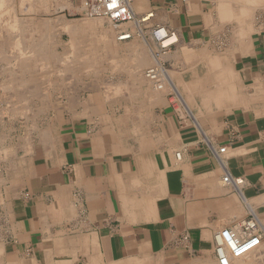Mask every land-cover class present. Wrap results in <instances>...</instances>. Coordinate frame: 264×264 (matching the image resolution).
Segmentation results:
<instances>
[{
  "label": "crops",
  "instance_id": "1",
  "mask_svg": "<svg viewBox=\"0 0 264 264\" xmlns=\"http://www.w3.org/2000/svg\"><path fill=\"white\" fill-rule=\"evenodd\" d=\"M51 2L21 0L26 19L15 5L0 15V57L3 46H17L5 56L1 87L23 101L40 93L38 111L53 110L28 130L30 139L0 149V262L264 264V0H138L136 15L150 13L141 35L128 24L91 31L86 48L95 64L86 65H102V77L86 66L85 77L72 73L68 81L58 69L80 65L78 49L63 63L60 41L51 39L59 36L55 28L67 33L70 20L36 13L81 8L79 0ZM16 19L18 32L8 28ZM156 27L174 36L164 58L154 53ZM124 28L131 34L125 41L117 39ZM40 36L54 61L40 45L26 58ZM157 65L169 76L159 92L143 78ZM66 82L72 88L64 90ZM225 174L241 182L225 183ZM245 221H254L260 236L220 262L215 236Z\"/></svg>",
  "mask_w": 264,
  "mask_h": 264
},
{
  "label": "bare ground",
  "instance_id": "2",
  "mask_svg": "<svg viewBox=\"0 0 264 264\" xmlns=\"http://www.w3.org/2000/svg\"><path fill=\"white\" fill-rule=\"evenodd\" d=\"M28 1V0H27ZM36 1V0H35ZM41 1H44V0H41ZM138 1V0H137ZM137 1H135V2H137ZM259 1V0H258ZM21 2V1H20ZM134 2V3H135ZM218 2V1H217ZM257 2V1H256ZM134 3H132V10L134 11V8H133V5H134ZM224 3V2H223ZM24 4H26V2L24 3ZM66 4V3H65ZM216 4H218V3H216ZM220 4V3H219ZM245 4V3H244ZM257 4H258V2H257ZM13 5V6H12ZM22 5V4H21ZM20 5V6H21ZM30 5V4H29ZM28 5V6H29ZM221 5V4H220ZM223 5V4H222ZM26 6V5H25ZM53 6V5H52ZM60 6V5H59ZM64 6V5H63ZM79 6H80V8H82V2L79 0ZM219 6V5H218ZM218 6H217V8H218ZM225 6V5H224ZM22 7V6H21ZM55 7V6H54ZM61 7L62 6H60L59 8L61 9ZM65 7V6H64ZM30 8H32V7H30ZM38 8V7H37ZM56 8V7H55ZM70 8V7H69ZM73 8V7H72ZM220 9H219V11L218 12H220V10H222V8H223V6H222V8L221 7H219ZM227 8H228V6H227ZM226 7L224 8L225 10H227L228 11V9H230V8H228L227 9ZM262 8V7H261ZM13 9H14V0L13 1H11V0H0V15L1 14H5V13H9L11 10L13 11ZM28 9V8H27ZM43 10V9H42ZM75 10V9H74ZM79 10V9H78ZM246 10V9H245ZM245 10H244V12H245ZM226 11V13L228 14L229 13V11L227 12ZM241 11V10H240ZM248 11V10H247ZM259 11V10H258ZM27 12V11H26ZM217 12V14H219ZM223 12V11H222ZM222 12H221V14H222ZM134 13H135V11H134ZM11 14V13H10ZM27 14V13H26ZM34 14V13H33ZM32 14V15H33ZM229 14H231V13H229ZM29 15V14H28ZM147 15V18L145 19V21H147L148 19H149V17H150V13L149 14H146ZM35 16V15H34ZM38 16V15H37ZM217 16V15H216ZM228 16V15H227ZM231 16H232V14H231ZM242 16V15H241ZM10 17V16H9ZM21 17V16H20ZM30 17H31V15H30ZM140 17H143V16H140ZM223 17H224V15H223ZM230 17V16H229ZM13 18H16L15 16L13 17ZM25 18V17H24ZM219 18H221V16L219 17ZM235 18H237V17H235ZM7 19V18H6ZM10 19V18H9ZM26 19V18H25ZM44 19V18H43ZM59 19V18H58ZM227 19V18H226ZM1 20V19H0ZM17 20V19H16ZM36 20V19H35ZM222 20H223V18H222ZM3 21H5V20H3ZM2 21V22H3ZM14 21V20H13ZM12 21V22H13ZM104 21L105 22H107V24H109L111 27H109V28H105L104 27ZM145 21H143V22H145ZM63 22V21H62ZM61 22V23H62ZM143 22H137L136 20H131V21H128V22H125V23H121V24H128V25H133V29H135L139 34L140 33H142V31H141V23H143ZM35 23V22H34ZM54 23V22H53ZM59 23V22H58ZM5 24V23H4ZM25 24V23H24ZM52 24V23H51ZM64 24V31H67V33H68V45H69V47H72V50H70V51H68V52H73V50L75 49V47H76V49H78L77 50V52H78V54H77V56H78V62L79 61H83L84 63H85V65L86 64H88V63H91L92 64V62L94 63V59H95V57L93 56V52L91 53L90 52V49H87L86 48V44L88 43V41L90 42V38H88V37H86V35L88 34L89 35V33L92 31H94V30H97V29H99V30H102V29H106V30H112L113 31V28H114V26H117V25H115L114 23H112L108 18H106V17H104V16H86V17H84V18H82V19H79V20H70V21H68V22H65V23H63ZM62 24V25H63ZM121 24H119V25H121ZM8 25H10V27L8 26V28H11V29H13L14 31L15 30H17V32L19 31V29L21 30L22 29V27H21V25L19 24V22H18V20L17 21H14L12 24H9L8 23ZM7 26V25H6ZM28 26H29V28H31V29H33V27H34V25H33V23H31L30 25L28 24ZM36 26H37V24H36ZM46 25H44V27H45ZM52 27V26H51ZM54 27H56L55 25H54ZM54 27H53V29H54ZM122 27H123V25H122ZM25 28V27H24ZM121 28V27H120ZM161 29L159 30V32H158V35L160 36V38H158L159 40L158 41H156L153 37H151V40H152V42L154 43V45H155V48L154 49H156V52H159L158 54L156 53V52H154V53H156V55H157V58L158 57H162V58H164V57H166L165 56V54H166V52L165 51H163L162 52V50H160L159 49V46H166V47H168L169 45H170V43L174 40V36L173 35H171V36H166V33H165V29L163 28V27H160ZM10 29V30H11ZM26 29V28H25ZM125 29L126 28H124V31L122 32V33H119L118 35H117V39H119V40H124L125 41V39H127L128 40V38L130 37V32L129 31H125ZM27 30V29H26ZM47 30V29H46ZM98 30V31H99ZM129 30H131V29H129ZM33 31V30H32ZM26 32V31H25ZM36 32V31H35ZM40 32V31H39ZM50 32V31H49ZM96 32V31H95ZM101 32V31H100ZM222 32V31H221ZM16 33V32H15ZM47 33V32H46ZM58 33V32H57ZM94 33V32H93ZM132 33V32H131ZM144 33V32H143ZM1 34V33H0ZM11 34H13V33H11ZM18 34V33H17ZM33 34V33H32ZM42 34V33H41ZM50 34V33H49ZM56 34V33H55ZM105 34V33H104ZM133 34V33H132ZM23 35V34H22ZM43 35H45V34H43ZM43 35H42V37H43ZM107 35V34H106ZM141 35V34H140ZM19 36V35H18ZM29 36V35H28ZM102 36V35H101ZM138 36V35H137ZM34 37V36H33ZM41 36L40 37H36V38H38L37 40H39L40 38H42ZM46 37V36H45ZM51 37V36H50ZM58 37V36H57ZM90 37V36H89ZM96 37V36H95ZM107 37V36H106ZM105 37V38H106ZM112 37V36H111ZM114 37V36H113ZM132 37V36H131ZM133 37H135V34H134V36ZM144 37V36H143ZM17 37H15V39H16ZM88 38V39H87ZM99 38V37H98ZM145 38V37H144ZM110 39V38H109ZM112 39V38H111ZM17 40V39H16ZM20 40V39H19ZM35 41V40H32L31 41V43H30V48H28V54H26V58L28 57L30 60L31 59H33L34 58V56H36V54H38V51H36L35 49H34V46L35 45H40L43 49H44V51H45V59L46 60H53V59H55V55L51 52V51H48V49H46L45 48V45H46V43H45V41L46 40H44L43 38L41 39V41L39 40V41ZM52 40H54V39H51V41ZM97 40H99V39H97ZM228 40V39H227ZM18 41V40H17ZM17 41H13V42H15V44L17 43ZM92 41V40H91ZM113 41V40H112ZM117 41V40H116ZM217 41V40H216ZM224 41V40H223ZM13 42H11V43H13ZM19 42V41H18ZM30 42V41H29ZM56 42V41H55ZM86 42V43H85ZM101 42V41H100ZM99 42V43H100ZM107 42V41H106ZM123 42V41H122ZM130 42H132L131 40H130ZM135 42V41H134ZM139 42V41H138ZM146 42V41H145ZM57 43H59V42H57ZM98 43V44H99ZM111 43V42H110ZM117 43V42H116ZM223 43V42H222ZM228 43V42H227ZM10 44V43H9ZM28 44V43H27ZM27 44H25V45H27ZM48 44V43H47ZM118 44V43H117ZM138 44V43H137ZM136 44V45H137ZM212 44V43H211ZM0 45H1V43H0ZM14 45V44H13ZM24 45V46H25ZM96 45V44H95ZM108 45H109V43H108ZM153 45V44H152ZM16 46V45H15ZM15 46H13V48L15 47ZM19 46V45H18ZM90 46V45H89ZM138 46V45H137ZM137 46H135V47H137ZM226 46H227V44H226ZM17 47V46H16ZM22 47V46H21ZM114 47V46H113ZM139 47V46H138ZM220 47V46H219ZM12 48V49H13ZM89 48V47H88ZM110 48V47H109ZM16 49V48H15ZM19 49V48H18ZM54 49V48H53ZM52 49V50H53ZM55 49H57L56 48V46H55ZM94 49V48H93ZM96 49V48H95ZM94 49V50H95ZM98 49V48H97ZM114 49V48H113ZM14 50V49H13ZM92 50V49H91ZM101 50V49H100ZM120 50V49H119ZM134 50V49H133ZM153 50V49H152ZM219 50V49H218ZM22 51V50H21ZM20 50L18 51V52H21ZM56 51V50H55ZM132 51V50H131ZM149 51V50H148ZM22 52H24V51H22ZM41 52V51H40ZM43 52V51H42ZM67 52V53H68ZM100 52V51H99ZM105 52V51H104ZM114 52V51H113ZM62 53V52H61ZM74 53V52H73ZM73 53H71L72 55H70V56H68V55H66V58L65 57H62V58H60L59 60H62L63 61V63L64 62H66V63H68V62H73V60L75 59L74 57V55L75 54H73ZM76 53V52H75ZM96 53H98V52H96ZM107 53V52H106ZM40 54V53H39ZM60 54V53H59ZM150 54V53H149ZM61 55V54H60ZM109 55V54H108ZM117 55V54H116ZM168 55V54H167ZM21 56H23V53H22V55H20L18 58H20ZM62 56V55H61ZM111 56V55H110ZM130 56H131V54H130ZM212 56V55H211ZM215 55H213V57H214ZM222 56V55H221ZM57 57V56H56ZM132 57V56H131ZM17 58V57H16ZM16 58H14V59H16ZM17 58V59H18ZM41 58V57H40ZM77 58V57H76ZM100 58V57H99ZM105 58V57H104ZM142 58V57H141ZM144 60L146 59L145 58V55H144ZM142 58V59H143ZM159 58V59H160ZM223 58H226L225 56L223 57ZM21 59V58H20ZM58 59V58H57ZM9 60V59H8ZM11 60V59H10ZM58 60V61H59ZM113 60V59H112ZM14 61V60H13ZM54 61V60H53ZM108 61V60H107ZM114 61V60H113ZM130 61H131V59H130ZM16 62V61H15ZM22 62V61H21ZM24 62V61H23ZM61 62V61H60ZM60 62H58V63H60ZM82 62V63H83ZM99 62V61H98ZM133 62V61H132ZM156 62H157V59H156ZM9 63V62H8ZM83 63V64H84ZM106 63V62H105ZM122 63V62H121ZM129 63H131V62H129ZM128 63V64H129ZM158 63V62H157ZM22 64V63H21ZM20 64V65H21ZM37 64V63H36ZM80 64V63H79ZM95 64V63H94ZM116 64V63H115ZM118 64V63H117ZM123 64V63H122ZM122 64H120V66L122 65ZM145 64V63H144ZM149 64V63H148ZM159 64H161V61H159ZM11 65H12V63H11ZM34 65V64H33ZM18 66V65H17ZM16 66V67H17ZM87 67H89V70H90V72H93V74H97L96 73V70H97V67L95 66V65H86ZM105 66V65H104ZM145 66V65H144ZM157 66H160V67H151V68H149V67H147V68H149V69H147L145 72H144V76H143V78H145L146 79V81H148L149 82V84H150V87H151V89L152 90H154V91H158L159 92V90L161 91L162 89H164L165 87H166V85H167V83L169 84V80H168V74H166L165 73V69L162 67V65H157ZM39 67V66H38ZM44 67V66H43ZM54 67H55V65H54ZM59 67V66H58ZM75 67L77 68H83V67H80L79 65H70L69 63L68 64H65V65H62V67H60L59 69H58V76L62 79H66V80H68V79H70V78H65V77H67V75L68 76H73V74L72 73H79V69L76 71L75 70ZM118 67V66H117ZM116 67V68H117ZM128 67V66H127ZM127 67H125V68H127ZM140 67V66H139ZM14 68V67H13ZM28 68V67H27ZM31 68H32V66H31ZM49 68V67H48ZM122 68V67H121ZM136 68H138V67H136ZM143 68V67H142ZM6 69V68H5ZM8 69V68H7ZM20 69V68H19ZM34 69V68H33ZM47 69V68H46ZM118 69V68H117ZM127 69H129V67L127 68ZM26 70V69H25ZM38 70V69H37ZM53 70V69H52ZM55 70V69H54ZM85 70H86V68H85ZM88 70V69H87ZM111 70V69H110ZM116 70V69H115ZM123 70H124V67H123ZM22 71V70H21ZM39 71V70H38ZM98 71V70H97ZM112 71V70H111ZM110 71V72H111ZM136 71V70H135ZM23 72V71H22ZM26 72V71H25ZM29 72V71H28ZM34 72V71H33ZM32 72V73H33ZM48 72V71H47ZM50 72V71H49ZM56 72V71H55ZM85 72V71H84ZM102 72V71H101ZM109 72V73H110ZM113 72V71H112ZM118 72V71H117ZM138 72V71H137ZM40 73V72H39ZM57 73V72H56ZM131 73H133V72H131ZM48 73H46V75H47ZM111 74V73H110ZM114 74V73H113ZM119 74V73H118ZM117 74V75H118ZM137 74V73H136ZM135 74V75H136ZM16 75V74H15ZM25 75V74H24ZM41 75H43V74H41ZM80 75V74H79ZM85 75H87V74H85ZM104 75V74H103ZM127 75V74H126ZM133 75V74H132ZM12 76V75H11ZM33 76V75H32ZM108 76H109V74H108ZM114 76V75H113ZM168 76V77H167ZM17 77V76H16ZM37 77V76H36ZM42 77V76H41ZM41 77H39V78H41ZM54 77V76H53ZM78 77V76H77ZM83 77V76H82ZM88 77V76H87ZM102 77V76H101ZM101 77H100V79L99 80H101ZM110 77V76H109ZM140 77V76H139ZM13 78V77H12ZM18 78H19V76H18ZM24 78H26V77H24ZM30 78H32L31 76H30ZM38 78V77H37ZM46 78V77H45ZM57 78V77H56ZM55 78V79H56ZM80 78V77H79ZM105 78V77H104ZM111 78H113V77H111ZM117 78V77H116ZM11 79V78H10ZM51 79V78H50ZM54 79V80H55ZM83 79H85V78H83ZM17 81H18V79H16ZM26 80H27V78H26ZM33 80V79H32ZM45 80V79H44ZM53 80V79H52ZM53 80V81H54ZM138 80V79H137ZM31 81V80H30ZM29 81V82H30ZM59 81H60V79H59ZM82 81V80H81ZM56 82V81H55ZM61 82V81H60ZM32 83V82H31ZM46 83V82H45ZM51 83V82H50ZM62 83V82H61ZM9 84H10V82H9ZM16 83H14V85H15ZM27 84V83H26ZM34 84V83H33ZM171 84V83H170ZM35 85V84H34ZM34 85H33V87H34ZM52 85V84H51ZM50 85V86H51ZM56 85V84H55ZM20 86V85H19ZM36 86V85H35ZM39 86V85H38ZM117 86H118V84H117ZM170 86H172V85H170ZM11 86H9L8 87V89L10 88ZM21 87V86H20ZM33 87H31V88H33ZM65 87V86H64ZM119 87H121V86H119ZM169 87V86H168ZM5 88V87H4ZM3 88V89H4ZM22 88V87H21ZM175 88V87H174ZM30 89V88H29ZM34 89V88H33ZM172 89H173V87H172ZM15 90V89H14ZM25 90V89H24ZM37 90V89H36ZM39 90V89H38ZM41 90V89H40ZM46 90V89H45ZM120 90V89H119ZM174 90V89H173ZM176 90V89H175ZM175 90H174V92H175ZM22 91H23V89H22ZM42 92V91H41ZM115 92V91H114ZM117 92V91H116ZM18 93V92H17ZM22 93V92H21ZM24 93V92H23ZM26 93V92H25ZM119 93V92H118ZM176 94V93H175ZM39 95H40V93H39ZM27 96V95H26ZM17 97H18V95H17ZM23 98H24V96H23ZM174 98V97H173ZM175 98H176V96H175ZM19 99V98H18ZM184 106V105H183ZM187 109V108H186ZM28 109L26 108V111H27ZM189 112V111H188ZM18 113V112H17ZM249 241L247 240V241H244V242H241L240 243V246L239 247H237V249L236 250H239V249H241V250H244L243 249V247L244 246H246V244L248 243ZM248 244H250V243H248ZM247 248H248V246H247ZM229 251H232L230 248H227V249H224V258L223 259H220V262H226L227 261V258H228V255H229ZM245 251V250H244ZM247 251V250H246ZM242 252V251H241ZM216 253V252H215ZM249 253V252H248ZM215 255V254H214ZM218 255V254H217ZM232 261V260H231Z\"/></svg>",
  "mask_w": 264,
  "mask_h": 264
},
{
  "label": "rangeland",
  "instance_id": "3",
  "mask_svg": "<svg viewBox=\"0 0 264 264\" xmlns=\"http://www.w3.org/2000/svg\"><path fill=\"white\" fill-rule=\"evenodd\" d=\"M13 1V0H11ZM20 1L21 0H14V5H15V9H14V13L19 16L22 17H26L27 15L25 14V11L23 12L22 9H19V5H20ZM53 2H51L50 4H55L56 0H52ZM54 7V5H53ZM50 11L45 13L42 12V10L38 11L36 13V15H41L43 17H50V18H55L56 16H63L64 18H66L67 20H79L82 19L84 17H86L87 15H85L83 12L81 11H76L74 10V8H69V10H61V9H49ZM35 15V16H36ZM105 26H108L107 22H105ZM64 29V28H63ZM54 31V30H53ZM55 33L58 32V37H55L54 40L56 41H60V44L58 45V51L62 52L61 54L63 55V57L66 58V55L70 56L71 54H66L65 51H67L68 49H70L69 45H68V35L66 32H61L60 29L55 28ZM2 37L4 38H8L11 40V35L10 33H8L7 31L3 30L2 33ZM53 39V38H52ZM54 40H52V43H54ZM148 40H150L148 38ZM3 50H6V54L4 53L1 57H0V149L2 150V147H4L6 145V143L8 141H13L15 142V146H18V143L23 142V140L25 139H30V134L28 133V130L30 128H34L35 126H37L40 121L43 120V116L47 115L48 112H53V110L47 108L45 110L38 111L37 107L41 105V102L39 101V99L37 100V97L39 96V94L37 95H27L25 98L28 99V101H23V100H19L17 96H14L13 89H9V90H4L1 87V84L5 81L6 78V71L3 66H6V61H5V56L7 55V57H10L11 53H12V47L9 46H3L2 48ZM83 61H79L80 63V67H83L82 69H79V74L80 76L85 77L87 70H85L86 65L85 63H82ZM97 68L96 70V76H99L100 74H102L103 70L102 67L100 68V66L102 65H95ZM47 70V69H46ZM50 71V72H49ZM56 70H49L48 69V74H52L55 75L57 74L55 72ZM85 71V72H84ZM102 71V72H101ZM102 76V75H100ZM107 76V73H106ZM65 78H71L70 76L67 75V77ZM68 81V80H67ZM74 83V82H73ZM38 84H42L41 81H38ZM72 83H65V89L67 88H72ZM43 87V86H42ZM85 88V87H84ZM38 89H41V85L40 87H38ZM43 89V88H42ZM41 89V91H42ZM47 89V88H46ZM45 90V88H44ZM44 90L42 91L44 93ZM49 90V88H48ZM54 93H50V96H48L49 98H55ZM67 96V95H63ZM59 98L60 100H65V98ZM28 106H31L30 109H28L27 111H25L26 109L23 108H27ZM18 112V113H17ZM7 129L10 131H13L11 134H7ZM0 150V151H1ZM2 155V153L0 154ZM2 157V156H0ZM0 264H6L5 261H1Z\"/></svg>",
  "mask_w": 264,
  "mask_h": 264
},
{
  "label": "built area",
  "instance_id": "4",
  "mask_svg": "<svg viewBox=\"0 0 264 264\" xmlns=\"http://www.w3.org/2000/svg\"><path fill=\"white\" fill-rule=\"evenodd\" d=\"M82 2L81 12L87 16H104L115 25L125 23L131 20L143 22L147 15L140 17L132 10V3L137 0H80ZM161 28L156 27L151 31L152 37L158 41L160 36L158 32ZM159 49L165 51L166 46H159ZM157 54L159 52H156ZM224 151V148L218 149V152ZM179 156V154H177ZM223 181L229 184H239L241 180L225 174ZM257 233L254 221H248L241 224L238 228L235 226H227L223 228L216 236V252L220 259L224 258V249L230 248L235 251L241 242L251 239L254 233ZM260 236V233L256 234Z\"/></svg>",
  "mask_w": 264,
  "mask_h": 264
}]
</instances>
